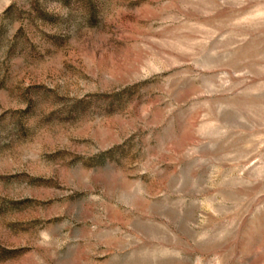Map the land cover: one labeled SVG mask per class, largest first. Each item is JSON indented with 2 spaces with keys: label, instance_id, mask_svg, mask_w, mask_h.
Masks as SVG:
<instances>
[{
  "label": "rangeland",
  "instance_id": "obj_1",
  "mask_svg": "<svg viewBox=\"0 0 264 264\" xmlns=\"http://www.w3.org/2000/svg\"><path fill=\"white\" fill-rule=\"evenodd\" d=\"M0 264H264V0H0Z\"/></svg>",
  "mask_w": 264,
  "mask_h": 264
}]
</instances>
